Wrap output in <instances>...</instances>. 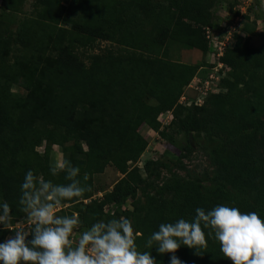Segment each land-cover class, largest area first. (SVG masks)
I'll return each mask as SVG.
<instances>
[{
  "label": "trees",
  "instance_id": "obj_1",
  "mask_svg": "<svg viewBox=\"0 0 264 264\" xmlns=\"http://www.w3.org/2000/svg\"><path fill=\"white\" fill-rule=\"evenodd\" d=\"M25 1L0 0V11L19 13ZM74 1L80 12L69 28L61 24L64 0H38L36 17L16 35L0 36V217L20 220L49 198L87 211L80 229L93 231L94 221H112L117 208L127 213L109 240L124 246L130 264H264V46L237 40L220 59L231 69L222 91L205 100L208 107L186 108L178 100L198 67L174 59L172 47L207 53L205 27L215 26L210 9L221 0ZM96 41L110 47L85 63L77 49L92 50ZM11 42L26 53L8 64ZM171 111L173 120L185 114L178 128L185 152L192 133L216 174L149 183L142 205L128 212L137 191L128 165L147 147L139 129L158 132L159 116ZM52 147L60 148L58 170L50 166ZM109 166L122 178L93 199L94 176ZM144 169L158 179L155 163ZM131 215L139 219L136 235L124 239ZM6 235L0 229V243ZM30 238L25 254L34 261L0 249V264H81L65 257L74 245L47 225Z\"/></svg>",
  "mask_w": 264,
  "mask_h": 264
},
{
  "label": "rangeland",
  "instance_id": "obj_2",
  "mask_svg": "<svg viewBox=\"0 0 264 264\" xmlns=\"http://www.w3.org/2000/svg\"><path fill=\"white\" fill-rule=\"evenodd\" d=\"M37 1L26 0L20 12L16 14H9L1 8L0 36L8 39L9 36L16 35L19 29L23 27V23L36 17L38 10H40ZM157 1L162 0H153V3H157ZM221 1L222 4L216 9H210L215 26H218L220 21L223 23L228 22L233 28L234 44L237 40L248 38L250 47L258 49L264 46V15L262 14L261 16L259 14L263 7L257 3L250 4L246 0ZM76 2H79V0ZM64 7L67 11L61 24L69 28L71 23L78 20L80 6L75 4L74 0H64ZM247 7H249L247 15L241 17L240 10ZM106 47H110V44L96 41L92 50L80 48L77 49V53L85 63H88L89 55L98 54ZM172 49L174 51L172 55L174 59L198 67L197 76L195 75L198 79L206 77L209 73H214L212 69L217 62L212 56L210 49L205 54L181 45L173 46ZM25 53L21 46L11 42L7 63L11 64ZM219 74L221 80L227 76L228 71L222 70L219 71ZM220 83L219 89L222 91ZM11 91L14 94H22L20 88L15 86L11 88ZM185 91L188 98L196 96V93L191 92L188 87L185 88ZM204 104L208 107L207 101H204ZM169 113H165V117H161L163 122L160 124L158 132H154L146 126L139 129L140 134L147 140V147L136 162L128 165L129 176H132V180L137 187L136 193L130 198L132 210L128 212L133 211L134 207L142 205L143 195L147 191L149 183L153 182L157 186H161L162 184L170 183L173 176V178L183 179L188 174L198 177L214 176L216 174V168L208 157L195 147L193 139L190 143L191 152H185L184 132L178 129L180 120L185 114L179 113L173 120L172 111ZM189 135L192 138V133ZM38 151L42 152V148L38 149ZM148 161H152L156 165V172L159 174L156 180H153L154 178L149 177L145 172L144 164ZM61 165L60 148L52 147L50 166L53 170H58ZM121 178L122 175L111 166L107 167L102 174L95 175L93 179L95 188L93 199L101 200L106 193L112 191L113 186ZM48 201H50L49 198L46 203L42 200L37 202L20 220L0 217V229L7 230V235L0 243V249L15 253L16 259L22 263L34 261V258L25 254V250L31 248V230L47 225V229L51 234L60 235L62 243L69 242L74 245L75 250L70 249L65 257L77 259L81 264H100L96 259L102 260L101 264H111L107 261L110 258L115 263L121 260L124 264H130L129 260L124 256V246L109 240L114 232L122 230L126 211L123 212V210L116 208L117 215L115 214L116 217L112 221H94V230L87 231L80 229L81 226L88 225L86 219H89V213L87 211H83L82 214L80 212L76 213L72 205H51ZM86 203L87 201H80L75 205L84 210ZM138 220L133 215L129 216L128 221L124 225L127 230L124 233V239H130L136 235L135 230ZM99 237H102V240ZM102 251H109L110 253L103 254ZM40 264H49L48 259H42Z\"/></svg>",
  "mask_w": 264,
  "mask_h": 264
},
{
  "label": "built area",
  "instance_id": "obj_3",
  "mask_svg": "<svg viewBox=\"0 0 264 264\" xmlns=\"http://www.w3.org/2000/svg\"><path fill=\"white\" fill-rule=\"evenodd\" d=\"M246 1L251 3L252 0H246ZM258 1L261 2V6L264 8V0H258ZM247 8H243L242 10H240V13L245 14ZM236 18L239 19L238 17ZM222 27L223 28L221 31V35H218L214 30H212L209 27L205 28V37L209 42L211 54L216 59H218L223 55L225 48L228 47L232 42L233 28L231 26L226 27V25H223ZM212 70H213L212 72L214 73H209L208 76H206L203 79L201 78L198 79L197 77H194L192 79V81L189 83L187 87L191 92H195L196 96L194 98H188L186 96V91H185L178 100L179 105L186 108L199 107L204 104V101L211 94L217 93L218 83L221 78L219 71L222 70L228 71V68H226L224 65L219 63ZM163 117H165V115ZM159 121L163 122L162 119H159ZM96 261L100 264L102 262V260L100 259H96ZM107 261L110 262L111 264H118L113 262L111 258Z\"/></svg>",
  "mask_w": 264,
  "mask_h": 264
},
{
  "label": "clouds",
  "instance_id": "obj_4",
  "mask_svg": "<svg viewBox=\"0 0 264 264\" xmlns=\"http://www.w3.org/2000/svg\"><path fill=\"white\" fill-rule=\"evenodd\" d=\"M252 3H257L258 5H261V2L260 1H258V0H252L251 1V3L250 4H252ZM248 10H249V7L246 9V12H245V14H241V17H243V16H245V15H247V12H248ZM262 12H264V8H263V10H262ZM223 25H226V27L227 26H230L229 25V23L228 22H222V21H220V23L218 24V26H206V27H209V28H211L212 30H214L218 35H221V31H222V26ZM205 27V28H206ZM226 29V28H225ZM208 46H209V44H208ZM234 46V40H233V36H232V42H231V44L228 46V47H226L225 48V51L226 50H228V49H231L232 47ZM209 49H210V46H209ZM210 51H211V49H210ZM225 51H224V53H225ZM224 53H223V55H224ZM223 55L221 56V57H219L218 59H216L215 58V60H216V62H217V64H219V63H221L222 65H224L226 68H228V73L231 71V69L229 68V67H227L220 59L223 57ZM216 64V65H217ZM215 65V66H216ZM214 66V67H215ZM208 76V75H207ZM196 77V76H195ZM203 78H205V77H203ZM203 78H201V79H203ZM225 77H223L222 79H224ZM193 79V78H192ZM221 79V80H222ZM221 80H219V82H221ZM192 81V80H191ZM188 86V85H187ZM187 88V87H186ZM218 90H220L219 89V83H218ZM219 92H221V90L220 91H218L217 93H219ZM217 93H215V94H217ZM211 95H214V94H211ZM210 95V96H211ZM169 113V112H168ZM170 114V113H169ZM164 116V114H161L160 116H159V118H158V121H159V119H161V117H163ZM172 119V118H171ZM161 124H162V122H161Z\"/></svg>",
  "mask_w": 264,
  "mask_h": 264
},
{
  "label": "water",
  "instance_id": "obj_5",
  "mask_svg": "<svg viewBox=\"0 0 264 264\" xmlns=\"http://www.w3.org/2000/svg\"><path fill=\"white\" fill-rule=\"evenodd\" d=\"M189 141H190V143L192 142V138H191V136L189 135Z\"/></svg>",
  "mask_w": 264,
  "mask_h": 264
}]
</instances>
